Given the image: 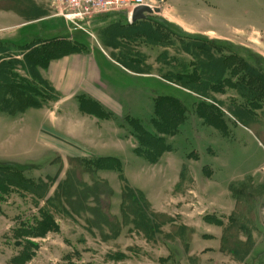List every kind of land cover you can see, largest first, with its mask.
Listing matches in <instances>:
<instances>
[{
  "label": "rangeland",
  "instance_id": "obj_1",
  "mask_svg": "<svg viewBox=\"0 0 264 264\" xmlns=\"http://www.w3.org/2000/svg\"><path fill=\"white\" fill-rule=\"evenodd\" d=\"M4 1L0 0V7H5ZM35 1L44 4L54 18H61L67 22L60 15L61 6L58 0ZM166 2L167 0H164V3L159 5L160 14L148 15L145 19L147 23H144L145 30L154 25L158 29L157 37H159H153L158 43L157 49L141 46V43L146 41L141 36L130 42L125 39L119 41V38L126 33L123 28L129 23L121 24L116 21L106 23L105 21L108 20H105L100 22L101 25L93 27L94 24L90 22L95 17L81 22L77 29L70 26V30L64 34L57 36L39 34L37 36L40 39L55 38L74 42L79 45V50L82 52L93 46L99 48L105 44L113 47L118 45L120 53H113L116 59L133 56L136 51L140 56H145L144 58L149 56L150 60H155L158 55L165 54L154 67L145 65L150 69L153 67L152 71L159 76V79L133 78L117 66L102 61L101 56L98 60L102 64L103 80L109 85L108 92L125 109V115L141 120L144 127L153 134L159 136L158 131L150 124L155 97L174 94L185 105L187 121L173 137H166V143L171 152L164 154L156 165L148 161L147 164L137 157L133 153L130 139L124 138L127 131L134 132L129 122H125L127 129H121L119 134L115 133V128L111 123L104 124L112 133V137L106 142L107 145L92 144L90 146L95 155L120 159L124 165L126 179L132 186L147 192L149 199L164 198L160 211H155L145 195L140 192L145 203L141 201V207L133 209L137 212L136 217L131 213L132 203L125 204L124 200L126 219L123 212L121 216H115L105 208L107 199L99 195L101 188H96L95 191L94 183L89 176L85 177L87 182L84 179H82L83 182L80 180L78 170L73 166L74 162L66 160L65 170L68 172L66 171L67 175L64 176V173H60L63 162L59 158V153L53 149L35 147L32 145L33 142L27 145L29 154L30 147L33 153L22 161L23 166L7 162L0 163L22 168L26 179L34 183H45L48 193L45 198H41L0 182V264H260L262 262L258 260L255 253L249 258L247 256L244 262H240L239 259L227 253L216 255V251H207L206 247L209 246L200 244L202 234L208 236L209 233L212 234L218 230L217 227H207L206 230V226L201 223L200 214H210V212L197 204L195 192H192L200 176L199 178L193 177L192 181L183 182L179 191L171 187L175 173L181 164H186L190 170L198 169L200 173L205 166H208L213 170V181L219 188L226 185L234 176L254 175L252 177L254 184L236 187L238 191H246L245 195L238 200L240 207L236 219L240 222L239 225L242 222L245 223L247 234L243 230L235 229L228 230V236L233 243L236 239L239 241V238L253 236L254 243L258 244L259 249L264 248L262 235L264 224H260L264 219V200H261L260 192V185L264 186V151L257 142L261 139L256 132L258 124L254 119L251 121L243 119L233 112L229 104L244 101L227 87L224 89V94L217 92L219 88L217 90L211 87L208 92H205L209 97L206 100L198 92L194 93L185 88L183 89L188 92L178 91L166 85L169 83L181 87L163 78L169 71H180L178 69L180 64L187 66V72H193V67L189 64H193L194 59L183 51L177 50L180 48L179 42H191L193 45L198 42L199 46L203 44L200 40L184 38L182 40L176 27L181 28L167 21L163 15V12L173 15L171 7L175 10L185 9L186 3H188L186 8L190 9L191 1L183 0L179 8L175 0H168V5ZM202 2L200 24L216 29L229 37L227 40L218 41L229 44L226 46L228 48L223 47L225 54H229L228 49L231 47L236 55L243 57L246 61L251 62L255 57L264 63V0H202ZM176 13L181 16L179 12ZM107 15L102 14L99 17ZM3 24L9 25L10 23L3 22ZM237 29L243 31L237 32ZM4 33L7 34V32ZM192 36L206 39L201 35ZM33 43L34 41L30 39L14 48L5 47L3 44L1 46L7 48L9 54L24 55L26 52L23 53L20 49L29 47L30 50H34ZM12 67L21 77L25 76L20 65L13 63ZM229 75L230 72L227 76ZM236 77L233 80H236ZM29 83L42 93H47L45 87L39 82L29 80ZM203 104L213 107L215 113L218 111L222 113L221 121L225 124L223 132L220 130L222 135L214 127L205 124V119L197 113V106ZM51 105L53 102L44 107L50 108ZM70 108L69 104H65L60 114L64 117L75 115L68 111ZM20 118L21 116L15 115L16 131L19 132L21 127L17 124L23 126ZM256 118L259 126L264 128V105L261 110L257 111ZM116 121L118 125L124 124L123 119L117 118ZM115 134L118 135V139H115ZM128 135L130 137V134ZM83 140L85 141L84 137ZM131 142L134 143V139L133 141L131 139ZM79 155L80 160L84 161L85 168L91 169L96 166L94 159ZM189 155L198 160L188 159ZM107 174L110 178L112 177L111 182L114 185L112 186L113 201L114 203L121 202L122 184L118 180V175L116 173ZM211 174L208 170V176H203L202 181L211 179L209 178ZM48 177H51L50 181H44ZM243 178L241 176L238 180ZM39 179L43 180L38 181ZM185 180L184 177L183 181ZM125 184L131 188L127 182ZM225 191L226 188L222 189V193ZM42 193L43 190L38 192V194ZM251 194L253 198L250 197ZM222 200L221 203H227L224 197ZM143 216L149 220V227L143 222ZM246 221H253V224H248ZM239 242L244 245L238 252L240 259H243L242 253L252 250L253 241ZM212 246L210 247H215Z\"/></svg>",
  "mask_w": 264,
  "mask_h": 264
},
{
  "label": "crops",
  "instance_id": "obj_2",
  "mask_svg": "<svg viewBox=\"0 0 264 264\" xmlns=\"http://www.w3.org/2000/svg\"><path fill=\"white\" fill-rule=\"evenodd\" d=\"M5 1V7H0V45L7 44L12 46H20L23 43L29 41L30 39L47 40L38 38L37 36L39 34H44L46 36H57L60 34H64L68 32V30H70L69 28L71 25L62 20L61 18H54L53 16H51L48 8L44 4H40L35 0ZM182 1L183 0H175V3L178 8L179 6H182ZM189 1H191L190 9L186 8L188 3L185 4V9L182 10H175L169 5L174 14L170 15L167 14V12H163L164 18L166 17L167 21L179 26L183 32L189 35H201L210 41L217 42L227 40L229 38L226 35L218 32L216 29H211L203 24H200L199 16L202 12V0ZM166 3L168 5V0ZM176 12H179L181 16L178 15V13ZM101 21H105L106 23L116 21L117 23L121 24H131V19L129 20V15L125 12H113L108 14L107 16H98L95 17L94 20L90 23L94 24L93 27H97L98 25H101ZM3 22L10 24L5 25L3 24ZM96 23L98 24L96 25ZM236 31L242 32L243 30L237 29ZM4 32H7V34ZM140 36L142 37L141 34ZM134 37V40H137V35H135ZM119 39V41H122L123 37H120ZM101 45L102 44H100V46ZM141 46H147L151 49L158 48L147 43H141ZM136 49H140V47H136ZM118 51H120L118 45L113 47L111 45L108 46V44H105L104 46L102 45V47L99 48L93 46L85 52L74 53L53 60L49 63L46 69L39 70L42 79L53 89L54 94L56 96V100L53 102V105H51L50 108L43 107L27 109L22 113L15 114L21 116L20 121L21 123H23V126L22 124H17V126L21 127L20 132L16 131L17 128L15 115L0 112V162H7L18 166H23L22 164L24 163H22V161L26 160L27 157H29L30 154L32 155L33 153L31 152L30 147L29 154V148L27 145H30L33 142L34 144L32 145H34L35 147H44L47 150L53 149L54 151L59 153V158H61L63 162V166L60 173H64V176L65 174L67 175V170H65V166L67 165L66 160L67 162H69V160L74 162L75 165L73 166H75L78 170L80 180L82 182V179L86 181L85 177L89 176L92 182L94 183V190L96 191V188H101V192L99 193V195L107 199V207L105 208L110 210V212L113 213L115 216H121L123 212L124 182L121 179L120 173L115 170L98 169L93 170L91 172H84L83 174H81L79 172V163L77 162V160H80L81 157L79 154L89 157L91 159H114V157L112 156L95 155L92 152L90 146L92 144H102V146L107 145L106 142L110 140V138L112 137V133L110 132L109 128L107 129L105 125L111 123V125L115 128V133L119 134L121 129H127L125 127V122L128 123V119H136L132 118L129 115H125V109L111 95V93L108 92L109 85L103 80L102 64L98 60V58L101 56L100 59H102V61L107 62L110 65L113 64L115 65V67L117 66V68H119L122 72L126 73L127 75H130L133 78L159 79V76L152 71L154 65L159 63V55L156 57L155 60H150L148 58L149 56L147 58H144L145 56H140L138 51L135 52V54L132 56V59H139L142 61V63L153 66L151 68L150 73L144 74L135 73L123 67L120 62L113 57V53H120ZM13 58L22 61L23 55L13 56ZM166 85L177 89L178 91L182 90L183 92H188L181 87L169 83H166ZM159 96H171L177 98L174 94H163ZM82 99L91 101V104H98L100 109L96 108L93 105H90L89 109L91 110V112L84 111L81 106ZM242 103L243 102L232 103L233 105H229L232 106V110L237 114V116L243 119H248L250 121L254 119L255 123L258 124L256 126V132L261 137V139H259L257 142L264 151V128L262 127V129L259 126L260 124L256 122L257 111L253 112L250 108H248L249 111L253 114L248 113V115H245L239 113L237 108L241 106ZM65 104H69L71 106L68 111L71 113H75V115L64 117V115L60 114L61 108ZM117 118L123 119L124 124L118 125L116 121ZM234 119L236 118L234 117ZM139 121L142 123L141 120ZM216 130L222 135V132L220 130ZM128 134H130V137ZM83 137L85 138V141L83 140ZM114 137L115 139H118V135ZM124 138L130 139L133 153L147 163V160L145 158L138 156L135 153L136 141L133 137V132L129 133L127 131L124 135ZM131 139L132 141L134 139V143L131 142ZM170 152L171 150L166 153ZM187 158L198 160V158H194L192 155L187 156ZM208 170H210L212 173L209 176V178L211 177V179H203L202 181L203 176H208ZM107 173H116L118 175V180L122 184L121 202L114 203L113 201L114 189L112 186L114 185H112L111 182L112 177L110 178L109 174ZM122 175L125 178V181L133 190L141 192L145 195L146 199L151 203L152 208L155 211H160L159 209L161 208V206H163V202L165 200L164 198L158 197L156 199H149L147 197V192L132 186L124 175V165ZM241 176L244 178L242 180H238ZM184 177L186 179L185 181H183ZM193 177L199 178V181L196 182V186L193 188V191L191 190L192 192H195V195L197 197L196 202L197 204L206 208L208 212H210V214H200L201 223L206 226V230L207 227L218 228V230L214 232L216 234L212 233V235L209 233L208 236H206L207 234H202V238H200V244L202 246L203 244L209 246L206 247V250H211V252L216 251V255L226 253L231 255L229 252L223 249V239L225 231L233 224L232 220L237 218L239 212L240 202L238 200L240 199H237L233 190L236 189V187L239 185L244 187L245 185L250 186V184H254V180L252 178L254 177V175L243 174L234 176L231 180L226 183V185H223V187L219 188L217 183L213 181V170L208 166H205L202 169V172L200 173L198 169L190 170L186 166V164H181L180 168L175 173L173 186L171 187H175V191H179V187L181 186V184L188 180L192 181ZM49 178L51 177L46 178V180L44 181H50ZM41 180L43 179H39L38 181ZM90 185L89 187H91ZM224 188H226V191L225 193H222V189ZM115 189L116 192H118V189L116 187ZM260 189V192L262 194L261 200L263 201L264 186L260 185ZM260 192L258 190L259 194ZM222 197L227 200V203H221L223 201ZM210 207L211 209H209ZM246 222L251 225L253 224V221ZM260 224H264V219L263 222H260ZM202 229H200L201 233H203ZM262 235L264 238V232L262 233ZM250 237L251 242L253 241V248L247 255V258H249L251 255L253 256L254 253L257 254V256L263 254L264 248L259 249L258 244L254 243L255 238L253 236ZM248 239L249 237L247 236L246 238H239V241L244 243L247 242ZM212 245H214L215 247ZM210 246L214 248H211Z\"/></svg>",
  "mask_w": 264,
  "mask_h": 264
},
{
  "label": "trees",
  "instance_id": "obj_3",
  "mask_svg": "<svg viewBox=\"0 0 264 264\" xmlns=\"http://www.w3.org/2000/svg\"><path fill=\"white\" fill-rule=\"evenodd\" d=\"M4 3H6V1H4ZM144 23H147L146 20L138 21L125 26L123 29L126 33L122 35L123 39L130 42L134 40L135 35L140 37L141 34L142 37L146 39V41H143V43H147L152 46H158L157 41L153 39V37H157L158 29L155 28L156 26L154 25L150 29L148 28L145 30L144 28L146 25H144ZM167 25L170 26L169 24ZM176 29L180 34L179 36L182 37V40L183 38L195 41L200 40L203 44L202 46H199L198 44L200 43L198 42H196L197 44L193 45L191 42L183 43L180 41V48H177V50H181L193 57V64H189L193 67V72H187V66L180 64L178 66L180 71H169L166 77H163L165 80L177 84L191 92H198L199 95L206 100H208L209 97L205 92H208L211 87L214 89L217 88V90L219 88L220 90L217 92L221 94L225 93L224 89L227 87L235 92L240 97V99L244 101L242 105L237 108L238 112L241 114H253L248 108H250L253 112L263 108V61L261 62L255 57L252 58L251 62L246 61L243 57L236 55L231 50V47L228 49L229 54L227 55L224 53L223 47L225 48L226 46H229V44L227 45L223 42L202 39L198 36L189 35L178 27H176ZM33 41L34 43L32 47H35L34 50H30L29 47L26 49H20L21 52H26V54H22V61L14 59L13 56H17V54H9L8 49L2 48V44L0 45V112L2 113L15 115L17 113H22L27 109L43 108L45 105L54 102L56 100L54 91L42 79L39 70L46 69L49 63L53 60L70 54L82 52L79 50V45L74 42L61 41L55 38L44 41ZM3 45L5 47H15L7 44ZM163 56H165V54L159 55V62L163 59ZM117 60L123 67L135 73L145 74L151 71L149 66H145L146 64L142 63V61L139 59H132L131 55L127 58H119ZM13 63H17L21 66L25 76L21 77L16 71L13 70ZM190 66H188V68ZM228 72H230V77L227 76ZM236 75H239V77H236ZM235 77L236 80H233ZM29 80L39 82L45 87L47 93H42L41 91L37 90L31 83H29ZM90 105L100 109L98 104H91V101L85 99L81 100V106L84 111L91 112L89 109ZM205 105L206 104L197 106V113L202 119H205V124L223 132L225 129V124L221 121L223 117L222 113L219 111L218 113H215L213 107H208V105ZM186 121L187 109L179 99L171 96L155 97L154 111L150 120V124L158 131L159 136L148 131L139 120L128 119L129 125L134 129L133 137L136 141L135 153L138 156L145 158L150 164H157L162 155L170 151V147L166 143V137H173ZM94 160V165L96 166L91 169L85 168L83 160H77V162L80 164L79 172L83 174L84 172H91L93 170L106 169L115 170L120 173L121 179L124 182V203H132L130 208L132 209L131 213L136 217L137 212L135 210L141 207V201L142 203H145V201L143 195L140 192L133 191L125 184L126 181L122 175L123 165L121 161L115 158ZM23 172L24 171H22V168H19L15 165L0 163V182L5 183L9 187L29 193L30 195L45 198L48 193L47 185H45L43 182L34 183L32 180L26 179L23 176ZM40 190H43L42 194H38ZM233 192L237 199H240V197L245 195L246 191L244 192V190L238 191L234 189ZM250 197L253 198L252 194ZM126 215V208L123 206V216L125 219ZM142 220L147 226L149 225V220L146 218V216H143ZM232 222L233 224L225 231L223 249L229 252L236 259H239L240 262H244L250 251L246 250L243 253L241 252V257L243 259H240V253L238 252L244 247V245H242V243H240L237 239L233 243L230 236H228V230H243L244 233L247 234V229L244 223L239 225L240 222L237 221L236 218L232 220ZM147 226L145 227L147 228ZM248 237L249 239L247 241L251 242V237ZM257 258L258 260H262L260 264H264V253L258 255Z\"/></svg>",
  "mask_w": 264,
  "mask_h": 264
},
{
  "label": "built area",
  "instance_id": "obj_4",
  "mask_svg": "<svg viewBox=\"0 0 264 264\" xmlns=\"http://www.w3.org/2000/svg\"><path fill=\"white\" fill-rule=\"evenodd\" d=\"M61 6L60 15L74 27L90 17L113 12H125L131 19L132 12L139 7H148L152 11L161 10L164 0H58Z\"/></svg>",
  "mask_w": 264,
  "mask_h": 264
},
{
  "label": "water",
  "instance_id": "obj_5",
  "mask_svg": "<svg viewBox=\"0 0 264 264\" xmlns=\"http://www.w3.org/2000/svg\"><path fill=\"white\" fill-rule=\"evenodd\" d=\"M154 13L160 14L161 13V10L152 11L148 7H139V8H136L132 12V15H131V23H136L138 21L145 20L148 15H152Z\"/></svg>",
  "mask_w": 264,
  "mask_h": 264
}]
</instances>
